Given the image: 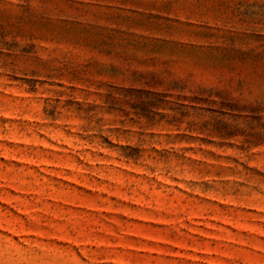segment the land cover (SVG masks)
I'll list each match as a JSON object with an SVG mask.
<instances>
[{
	"label": "rangeland",
	"instance_id": "1",
	"mask_svg": "<svg viewBox=\"0 0 264 264\" xmlns=\"http://www.w3.org/2000/svg\"><path fill=\"white\" fill-rule=\"evenodd\" d=\"M0 264H264V0H0Z\"/></svg>",
	"mask_w": 264,
	"mask_h": 264
}]
</instances>
